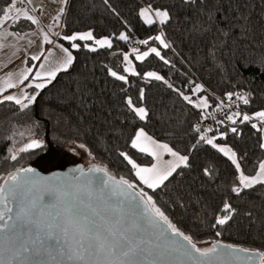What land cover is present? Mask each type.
I'll list each match as a JSON object with an SVG mask.
<instances>
[{
	"label": "trees",
	"instance_id": "16d2710c",
	"mask_svg": "<svg viewBox=\"0 0 264 264\" xmlns=\"http://www.w3.org/2000/svg\"><path fill=\"white\" fill-rule=\"evenodd\" d=\"M9 2L10 0H0V8ZM149 3L161 9L174 10L173 6L177 0H109L108 5H105L103 0H70L61 20L59 30L61 37L92 31L95 38H111L113 48H98L96 52H90L82 46L85 42L91 41L77 40L75 42L81 47L71 49L72 42L60 37L55 39L70 48L74 61L67 72L57 74L56 80L43 90L34 106L33 119L41 127L33 130L44 140L45 147L33 150L32 154L22 153L23 158H18L17 161L7 159L11 155L10 149L23 142L24 138L19 135L11 140L8 137L19 124L25 122V117L15 111L17 106L12 102H5L0 106V181L16 168L36 167L44 172L57 169L62 165L61 159H65L60 154L71 145L83 143L87 146L86 151L93 163L89 167L95 165L104 168L109 175L135 185L134 189L138 192L143 190L147 196L152 197V203L164 212L180 231L190 235L196 244L202 245V248L211 247L212 242L220 241L249 250L264 251V226L246 227L247 220L243 217H237L232 227L223 230L222 236L215 235L216 229L209 225L214 222L213 217L223 202L231 195L230 189L236 182L238 174L231 161L210 145L201 142L199 147H193L200 135L194 131V127L199 126L202 130L211 128L212 131L203 134L208 137H219L220 132H225V137L218 138L215 142L219 146L230 147L237 153L241 170L246 175H254L259 162L264 159V149L259 147L262 143V126L258 125L261 129L258 131L251 127V123H254L252 120L232 125L227 119H218L225 121L222 125L215 122L208 126V118L202 119L201 116L202 112L208 117L214 113L218 101L227 100L225 97L227 92L251 93L249 104L244 105L242 102L239 107L242 115L255 117V113L264 111V71L252 64L258 57L264 55V34H261L264 22L256 25V34L251 41L241 42L226 57H221L219 71L204 63L202 57L196 58V45L185 38L183 31L187 25L182 24L180 30H177L175 23L165 29L168 41H174V50L161 49L162 55L171 63L165 65L154 55L140 62L131 54V39L135 38L138 42L154 37L161 28L158 23L152 26L145 25L138 15L140 8ZM261 11L259 0H253L254 20L259 19ZM33 27L30 21L22 20L16 28L9 29L25 33ZM121 32L129 35V41L115 38ZM150 46H157V42L150 41L147 46L138 43L137 49L143 52ZM124 53H129L132 67L140 73L139 76L124 72L127 66L123 61ZM233 59L238 61L237 67L242 66L244 60L250 62L251 66L243 71L242 82L238 81L237 75L233 73ZM105 65L110 66L118 74L128 76L129 84L126 85L108 76ZM149 71L163 76L175 89L189 95L193 101H198L201 96L208 98L209 108L193 107L177 91L168 88L163 81L145 80L143 74ZM84 78H87L89 87L94 90L99 100L104 102V110L94 107L91 110V117L86 119L77 131L63 121L57 122L58 113L53 109L58 107L56 104L58 93L74 86V79ZM195 84L202 86L200 93L193 94L192 88ZM122 88L127 91H121ZM141 88L145 90L146 100L139 106L146 107L150 112V118L145 121L133 120L134 114L128 112L123 104L125 96H132L137 100ZM50 112L51 116L48 115ZM242 115L236 118L237 121L242 119ZM105 119L109 122L104 123ZM233 126L238 128V134L229 130ZM139 127H143L155 141L167 144L173 151L188 155L190 158L192 168L185 169L183 166L178 168L177 171L183 172V175L176 176L174 173L175 179L169 177L171 183L165 181L167 188L162 185L153 190L143 186L135 175V169L119 155L124 151L139 166L151 165L152 158L149 155L130 147L131 137ZM204 168L214 170L211 178L203 175ZM255 187L257 191L250 194V199L256 207L240 201H234V204L240 207L241 212L251 207L255 215L261 218L264 217V212L259 208L264 206V186ZM178 195L188 206L186 210L176 206L175 200ZM197 198L200 199V204L195 202ZM196 213H202L201 219L195 218Z\"/></svg>",
	"mask_w": 264,
	"mask_h": 264
},
{
	"label": "snow or ice",
	"instance_id": "6c2138e0",
	"mask_svg": "<svg viewBox=\"0 0 264 264\" xmlns=\"http://www.w3.org/2000/svg\"><path fill=\"white\" fill-rule=\"evenodd\" d=\"M105 5L109 4V0H103ZM261 6V13L259 14V19H253V0H177V3L173 6L174 10L171 9H161L154 7L151 3L139 10V17L143 20L145 25H155L159 24L161 26L158 29V34L154 37H149L148 39L139 40L138 43L141 45H149L150 41L157 42V46H150L146 51L141 52L137 48L131 49V54L135 55L137 61L143 62L146 58L154 55L159 58L165 65L171 62L162 55L161 49H173V42H169L166 35L165 29L168 25L175 23L177 30H180L181 25H187L183 29L185 38L190 39L197 48V59L203 58V62L210 64L212 67L216 68L217 71L220 70L221 57H226L227 54L233 51L236 46L240 45L241 42L251 41L256 34V25L264 22V0H259ZM62 5H67L70 0H60ZM225 5H227V10H225ZM36 11L34 0H10L4 7L0 8V40L6 38L18 37L19 39L24 38V33L19 31H8L9 28H16L22 20L30 21L32 25L39 23L38 19L35 18L30 13ZM42 12V9H41ZM65 13V7H60L57 16L53 17V20L57 22ZM183 13L181 16L180 14ZM219 15V19L217 16ZM126 23V22H125ZM5 32L7 36H5ZM49 32H51V27H49ZM261 34H264V26L261 27ZM57 37L63 40L73 42L71 43V49H79L81 45L75 43V41H93V45L88 43L83 44V48H86L90 52H96L98 48H113L112 39L108 37L96 39L93 36L92 31L74 33L72 35H60L59 32L55 33ZM121 41H129V35L121 32L118 37H115ZM31 44V41H28ZM46 43L48 45H53L60 49L62 53V59H60L55 66V68L48 70L46 69L45 63H40L38 70L33 73V67L29 66L19 71L18 77L13 81V73L8 72L3 76H0V106H3L5 102H12L16 107V112L23 114L25 117V122L19 124V127L14 129L9 135L8 139H13L15 136L19 135L24 138L23 142L16 147L10 149L11 155L7 157L11 161H17L18 158H23L22 153L32 154L33 150H39L45 147L44 140L39 137L36 131L33 129H39L41 125L34 121L33 119V109L37 103L38 97L42 95L43 90L47 89L48 85H51L57 78V74L60 72H67L69 67L73 64L74 57L72 51L63 45H58L53 39L49 37L47 33L43 35L42 44ZM4 48V44L0 43V49ZM53 56V49L48 48L45 51H41L39 55H32L30 57L31 61H49L50 57ZM123 61L126 63L124 68L125 73H129L132 76H139L134 67H132V61L129 59V53L123 54ZM24 63H28L26 59ZM233 73L237 75L238 81H243V71L246 70L250 65V62L244 60L242 66L237 67L238 61L233 59ZM256 67L261 68L264 71V55L257 58L256 61L252 62ZM7 67V64L0 65V72ZM107 68V75L113 77L117 81H122L124 84H129V78L126 75L118 74L110 66L105 65ZM145 80L151 79L156 81H163L167 84L168 88L177 91L179 95L183 97L185 101L192 104L193 107L197 109H207L209 108L208 98L201 96L198 101H193L189 95H185L179 89H175L172 84L168 83L163 76L158 75L154 71L145 72L143 74ZM255 77H252L254 79ZM27 81V83H25ZM191 83V81H189ZM73 85L70 88L64 89L62 92L58 93L56 104L57 108L53 111L58 113L57 122L63 121L66 125L74 127L77 131L81 127L82 123L91 117V110L94 107H98L104 110V102L100 101L96 96L94 90L89 87L87 78L84 79H74ZM11 89H18L19 94L14 92H9ZM31 89L32 91H28ZM121 91L126 92L127 89H121ZM202 91V86L200 84H195L192 88L193 94L200 93ZM8 93V94H5ZM251 93H235L227 92L225 97L227 100L232 101L233 97L237 100H242L244 105H248L250 102ZM146 100L145 90L141 88L139 90V96L137 100H134L132 96H125L123 104L126 110L132 114L133 120L138 119L139 121H145L150 118V112L146 107L139 106L141 102ZM51 102H49L50 104ZM223 107V104L218 105L217 108ZM51 112L48 114L51 116ZM110 114V111H109ZM242 113L240 111L233 112L226 115L227 121H230L232 125H236L238 122L243 124L246 122H251L253 117L248 114H243L242 119L237 121V117H240ZM202 119H207L203 112L201 113ZM255 118L258 119L262 125H264V111H259L254 114ZM109 121L105 119L104 123ZM224 120H217V124H224ZM251 127L261 130L258 128L257 123H251ZM24 129V131H20ZM91 129H89L90 131ZM232 133L238 134V128L233 126L229 129ZM196 133H200L197 139V144L193 147H199V144L203 142L204 144L210 145L211 148L216 149L218 152L222 153L231 164L235 166L236 182L231 186L228 199H226L222 207L213 217L214 222L209 226L212 229H216L215 235L217 237L223 235V230L230 228L236 222L237 217H243L247 220L246 227L255 225L257 228L264 226V217L258 218L255 213L251 210V207L241 212L240 207L234 204V201H240L241 203H248L252 207H256L252 204L250 199V194L257 191V185L264 186V161L259 162L258 171L255 175L248 176L241 170V163L237 157V153L233 151L230 147H221L215 141L218 138H224L226 133L220 132L219 137L212 136L208 137L203 133L212 131L211 128L201 129L199 126L194 127ZM99 136V134H97ZM59 142V141H58ZM144 142L152 145L153 148L149 149L144 146ZM80 149L87 150V146L83 143L77 145ZM130 147L137 149L141 153H146L151 155L159 163L152 164L150 167H140L129 155L121 151L119 155L124 158L135 169V175L138 177L140 182L144 184L147 188L157 189L162 185L167 188L168 185L165 181L169 180V177L175 179L173 176H182L183 172H178L177 169L183 165L185 169H191L192 164L190 163V158L188 155H181L177 151H173L167 144L157 143L151 136H149L143 127L136 129L134 136L131 137ZM261 149H264V143L259 145ZM159 149H164L169 153L174 160L167 162L161 161V153ZM70 151H75V148H70ZM81 174L83 176V170L81 169ZM89 172L104 173L105 176L108 175L107 170L104 168L96 167L95 165L90 166ZM214 170L211 168H204L203 175L211 178L213 176ZM74 179H79L74 177ZM111 179V177H109ZM40 181H44L48 185V190L44 193L54 200L62 199L64 193L61 191L62 188L66 187L63 178H58L53 176L41 177L37 173L36 169L33 167H21L16 168L13 172L8 173L5 178V183L0 184V232L7 231L9 236L10 245L7 251L12 259H18L20 257H27L30 254H34L37 251L35 245H26L24 243L18 242L19 237L16 235L17 223L21 219H29L31 222L32 214L29 209L21 206L15 211V216L10 215L13 213L12 205L15 203L17 198V193L19 189L25 185H35ZM96 182L103 185L106 181L104 177H96ZM121 185L126 186L127 189H134L135 185L127 180H121ZM138 195L141 200L147 196V193L141 190ZM200 204V199L197 198L195 201ZM147 205L151 206L152 214L158 217L164 225L167 226L168 232L171 235L163 234L160 239L164 241L163 245L153 242L145 241L139 238L138 231L129 235L128 228H122L118 233L109 232L103 236L99 234L93 235V242L87 245H81L79 248L72 247H55V251L61 256H67L70 260L80 261L82 264H139L137 257H171L177 264H183L185 260L191 261V264H210V260L213 256L223 260L225 257L230 258L228 264H231V259L245 260L247 264H256L258 259L259 264H264V251H252L247 248L237 247L231 244H221L220 241H215L212 247H197V244L193 241L190 235L185 234L180 231L162 212L152 203V197L147 196L145 201ZM176 206L178 208L187 209V205L183 203V198L177 196L175 200ZM261 212H264V206L259 208ZM202 213H196L195 218L201 219ZM9 221H13L9 224ZM94 232V226H84L81 231ZM179 237L180 240L174 239ZM186 242L182 244L180 241ZM53 246L45 247L40 246V251L51 255V250ZM232 250V251H228ZM248 256H240V253H250ZM105 256L106 259L100 260L95 259L100 256ZM0 264H4L0 260ZM22 264V261H21ZM150 264H155V262H150Z\"/></svg>",
	"mask_w": 264,
	"mask_h": 264
},
{
	"label": "water",
	"instance_id": "95a60500",
	"mask_svg": "<svg viewBox=\"0 0 264 264\" xmlns=\"http://www.w3.org/2000/svg\"><path fill=\"white\" fill-rule=\"evenodd\" d=\"M36 169L41 177L53 176L63 178L66 187L62 199L54 200L44 193L48 185L40 181L35 185H25L17 193L15 203L12 205L13 213L23 206L32 214L29 219H21L17 223L16 235L19 241L26 245H35L37 251L34 254L18 259H12L7 249L9 248V234L7 231L0 232V260L4 264H82L80 261L70 260L66 255H59L54 249L59 247L79 248L81 245L94 243L93 235L103 236L109 232H119L122 228L129 229V235L138 231L139 238L145 241H153L163 245L160 239L163 234L171 235L167 226L152 214L151 206L147 205L145 197L140 199L135 189H127L121 185V180L104 173L89 172L90 167L82 164L67 165L44 172ZM83 170V176L80 170ZM102 176L106 181L103 185L96 182V177ZM77 177L79 179H74ZM111 177V179H109ZM5 183V178L0 184ZM12 224L13 221H9ZM84 226H94V232L81 231ZM174 239L180 240L179 237ZM186 244L184 241H180ZM214 242L211 243V247ZM223 244V243H221ZM53 246L51 255L40 251V246ZM232 251V250H228ZM254 251V250H252ZM250 253H240V256H248ZM95 259L104 260L105 256ZM139 264H177L171 257H137ZM230 258L223 260L213 256L210 264H228ZM183 264H191L185 260ZM231 264H247L245 260L231 259ZM256 264H259L258 259Z\"/></svg>",
	"mask_w": 264,
	"mask_h": 264
},
{
	"label": "rangeland",
	"instance_id": "374dc122",
	"mask_svg": "<svg viewBox=\"0 0 264 264\" xmlns=\"http://www.w3.org/2000/svg\"><path fill=\"white\" fill-rule=\"evenodd\" d=\"M59 8L60 7L58 6L50 4L43 8V12L41 14L35 13L33 16L38 19L39 23L36 25H33L34 27L30 31H28V33H24L26 35H24L23 39L14 37V38H6L4 40H0V43L4 44V48L0 49V65L7 64V67L4 68L2 72H0V76H3L8 72H12L13 73L12 79L14 81L18 77L20 70H23L24 68L29 67V66H35L33 67V73L30 74V78H31V75H34L35 71L38 70L39 64L42 62L46 64V69L48 70L55 68L58 61L62 59V53L59 48L53 47V45H49L47 47V49L48 48L53 49V56L50 57L49 61L47 62L43 60L31 61L30 57L32 55H39L41 51L45 50V47L47 44L46 43L42 44L43 35L45 33H47L50 38L53 37V35L56 33V29L59 23L57 24V22L53 20V17L57 16ZM46 14L49 16L47 19H46ZM49 27H51V32H49ZM0 31H3V30L0 29ZM8 31H11V30L8 29ZM84 32H87V31H84ZM5 36H7L6 32H5ZM96 39H99V38H96ZM28 41H31V44H29ZM55 43L69 48L68 46L64 45L61 41H55ZM85 43H88V42H85ZM88 44L93 45V41L89 42ZM70 48H71V44H70ZM45 54H46V50H45ZM26 59L28 60V63H24ZM25 83H27V81ZM15 91H17L16 93L19 94L18 89L14 90L13 92ZM28 91H32V90L29 89ZM157 143L164 144L160 142H157ZM71 146L67 147V149L64 150L60 154V156L63 155L65 157V159H61V162H62L61 166L82 164L84 167H89L90 164H93L91 158L89 157L85 149H80L75 145L74 146L71 145ZM144 146L148 147L149 149L153 148V146L149 145L147 142L144 143ZM221 147H227V146H221ZM70 148H75V151H70L69 150ZM159 151L161 153L160 162L172 161L171 160L172 156L169 153H167L164 149H159ZM150 157L152 158L151 165L159 163L151 155ZM151 165L147 167H150ZM140 167H143V166H140ZM142 185L145 186L144 184ZM197 247L202 248V245H198Z\"/></svg>",
	"mask_w": 264,
	"mask_h": 264
},
{
	"label": "built area",
	"instance_id": "2783aa9c",
	"mask_svg": "<svg viewBox=\"0 0 264 264\" xmlns=\"http://www.w3.org/2000/svg\"><path fill=\"white\" fill-rule=\"evenodd\" d=\"M138 48V42L135 40V38L131 39L130 42V49ZM218 105L223 104V107L217 108L214 113L210 114L208 117V123L207 125H211L215 123L218 119H226V115L231 114L233 112L239 111L240 105H242V100H237L235 97H233L232 101L229 100H219ZM252 121L254 123H257L259 126H264L261 124V122L253 117Z\"/></svg>",
	"mask_w": 264,
	"mask_h": 264
},
{
	"label": "crops",
	"instance_id": "0c3cea01",
	"mask_svg": "<svg viewBox=\"0 0 264 264\" xmlns=\"http://www.w3.org/2000/svg\"><path fill=\"white\" fill-rule=\"evenodd\" d=\"M50 4H52V5H55V6H58V7H66V5H62L61 3H60V0H34V5H35V8H36V11H33V12H31L30 14L31 15H34L35 13H37V14H41L42 12H43V8L44 7H46V6H48V5H50ZM57 4V5H56ZM41 9H42V12H41ZM49 16L46 14V19L48 18ZM61 20H62V17L60 18V21H59V24H58V27H57V29H56V33L57 32H59V30H60V25H61ZM25 33H28V32H25ZM57 38V36L54 34L53 35V37H51V39H56ZM49 45L47 44L46 45V47H45V50L47 49V47H48ZM44 50V51H45ZM14 90H17V89H11V90H9V92H13ZM17 91H15L14 93H16ZM5 94H8V93H5ZM261 137H262V143H264V126H262V131H261ZM145 143V142H144ZM144 154H146V153H144ZM148 155V154H147ZM150 156V155H149ZM172 161L174 160V158L172 157V159H171ZM262 161H264V159L262 160ZM181 166H183V165H181ZM143 167H147V166H143ZM256 171H258V168H257V170ZM256 173V172H255ZM255 175V174H254ZM137 177V176H136ZM137 179H138V177H137ZM139 180V179H138Z\"/></svg>",
	"mask_w": 264,
	"mask_h": 264
},
{
	"label": "flooded vegetation",
	"instance_id": "af4514ba",
	"mask_svg": "<svg viewBox=\"0 0 264 264\" xmlns=\"http://www.w3.org/2000/svg\"><path fill=\"white\" fill-rule=\"evenodd\" d=\"M61 167H65V166L63 165V166H61Z\"/></svg>",
	"mask_w": 264,
	"mask_h": 264
}]
</instances>
